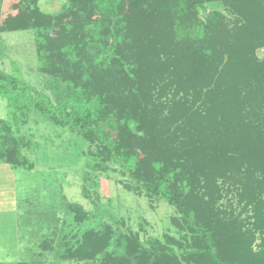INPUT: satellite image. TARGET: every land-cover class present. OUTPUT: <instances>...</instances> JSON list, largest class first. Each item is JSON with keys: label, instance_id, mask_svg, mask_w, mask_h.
<instances>
[{"label": "trees", "instance_id": "16d2710c", "mask_svg": "<svg viewBox=\"0 0 264 264\" xmlns=\"http://www.w3.org/2000/svg\"><path fill=\"white\" fill-rule=\"evenodd\" d=\"M212 3L248 15L235 34L220 11L202 17ZM13 10L0 33L34 31L39 70L66 94L53 105L0 69L8 104L0 159L33 169L28 141L14 135L34 110L89 143L88 168L118 170L128 191L180 214L177 237L164 240L143 242L108 222L74 232L69 256L102 264H264V59L256 49L264 44V0H67L57 14L42 12L38 0H18ZM4 50L0 38V56ZM225 194L230 205H222Z\"/></svg>", "mask_w": 264, "mask_h": 264}, {"label": "rangeland", "instance_id": "374dc122", "mask_svg": "<svg viewBox=\"0 0 264 264\" xmlns=\"http://www.w3.org/2000/svg\"><path fill=\"white\" fill-rule=\"evenodd\" d=\"M12 1H5L1 20ZM42 1L41 9L50 12L54 0ZM63 1L65 6L67 0H56L54 7L58 9ZM213 10L225 16L232 34L248 16L239 6L212 3L206 5V12L201 11L202 17ZM0 38L5 46L0 69L42 91L56 105L66 91L61 81L39 70L35 32H4ZM256 49L258 58L264 59V44ZM7 105V99L1 97V119L7 118ZM23 136L28 141L26 153L33 169L13 168L0 159V264H102L101 257L72 258L67 249L72 246L74 232L82 236L103 229L106 222L122 232H136L143 242L164 240L165 235L177 237L174 223L180 221L178 211L166 201L128 191L120 182L118 170L109 172V176L88 168L93 160L87 155L91 146L77 132L56 126L32 110L14 138ZM231 199L233 196L225 194L222 205H230ZM241 211L237 206V212ZM77 214L83 217L78 222L73 218ZM68 232L73 234L65 238ZM113 252L122 257L124 249L113 248Z\"/></svg>", "mask_w": 264, "mask_h": 264}, {"label": "crops", "instance_id": "0c3cea01", "mask_svg": "<svg viewBox=\"0 0 264 264\" xmlns=\"http://www.w3.org/2000/svg\"><path fill=\"white\" fill-rule=\"evenodd\" d=\"M5 1H7V0H0V25H1V23L3 22V20H1V18H2V14H3V11H4V3H5ZM58 1V0H57ZM42 0H38V6H39V8H40V10L42 11V12H44L42 9H41V7H40V5H42ZM55 2H56V0H54V3H53V1H52V3H51V8H50V12H45V13H48V14H57L58 12H60L62 9H63V7H64V4H65V2L63 1V3L61 4V2L59 3V6H58V9H56L55 7H54V5H55ZM9 3V2H8ZM12 5H11V8H10V10H7V14L8 13H11V12H14V10H13V5H15V4H17L18 3V0H13L12 1ZM53 8V9H52ZM55 11V12H54ZM6 14V13H5ZM6 14V15H7Z\"/></svg>", "mask_w": 264, "mask_h": 264}]
</instances>
